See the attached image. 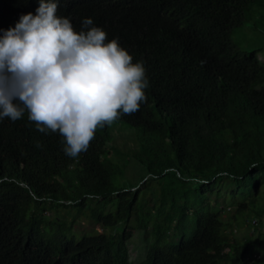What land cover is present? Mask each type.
Segmentation results:
<instances>
[{
	"label": "trees",
	"instance_id": "obj_1",
	"mask_svg": "<svg viewBox=\"0 0 264 264\" xmlns=\"http://www.w3.org/2000/svg\"><path fill=\"white\" fill-rule=\"evenodd\" d=\"M56 2L143 62L146 101L77 157L27 110L0 119V264H264V0ZM35 5L0 0V36ZM120 124L138 133L139 181L112 191L102 161ZM80 218L100 231L72 232Z\"/></svg>",
	"mask_w": 264,
	"mask_h": 264
},
{
	"label": "clouds",
	"instance_id": "obj_2",
	"mask_svg": "<svg viewBox=\"0 0 264 264\" xmlns=\"http://www.w3.org/2000/svg\"><path fill=\"white\" fill-rule=\"evenodd\" d=\"M57 8L56 0H36L0 36V119L15 122L27 110L37 131L58 132L65 154L77 157L98 128L139 110L148 80L143 62L92 18L80 27Z\"/></svg>",
	"mask_w": 264,
	"mask_h": 264
},
{
	"label": "rangeland",
	"instance_id": "obj_3",
	"mask_svg": "<svg viewBox=\"0 0 264 264\" xmlns=\"http://www.w3.org/2000/svg\"><path fill=\"white\" fill-rule=\"evenodd\" d=\"M111 135H112V143L109 145L110 147L115 148V154L110 153L108 160H103L102 163L106 170L109 172V187L112 191H117L122 189V187H126L127 185H135L139 181V172L137 169L136 163H133L128 155L132 153V151L137 147L138 133L129 129L125 125H116L111 127ZM113 148V149H114ZM110 152L112 149L110 148ZM121 161L122 163H126L125 168H120V165L117 163ZM43 211H40L39 215L44 218L54 219L53 211L48 206H43ZM231 209H228L226 214L230 215ZM228 216L225 215V218ZM252 224H256L255 221ZM96 230L100 231L98 225H93L89 220L80 218L72 227V232L80 235L81 233H89L95 232ZM235 233L240 236L246 228L241 226L237 229H234ZM139 234V233H138ZM134 234L133 238L129 242L130 247V257L136 259L134 263L140 262L146 252L147 248V240L144 239L140 234ZM142 238V239H141ZM251 255V254H250Z\"/></svg>",
	"mask_w": 264,
	"mask_h": 264
}]
</instances>
